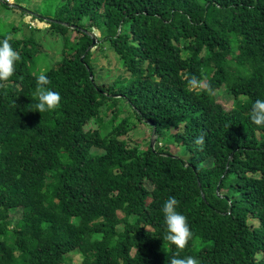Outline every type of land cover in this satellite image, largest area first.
I'll return each mask as SVG.
<instances>
[{"label": "trees", "instance_id": "trees-1", "mask_svg": "<svg viewBox=\"0 0 264 264\" xmlns=\"http://www.w3.org/2000/svg\"><path fill=\"white\" fill-rule=\"evenodd\" d=\"M34 14L62 39L41 68L40 29L0 17L20 54L0 81V264H62L73 251L82 264H264V126L249 118L264 99V0H43ZM97 50L129 74L100 82ZM41 71L61 99L39 113ZM138 121L154 146L128 137ZM169 196L195 245L163 239Z\"/></svg>", "mask_w": 264, "mask_h": 264}, {"label": "rangeland", "instance_id": "rangeland-1", "mask_svg": "<svg viewBox=\"0 0 264 264\" xmlns=\"http://www.w3.org/2000/svg\"><path fill=\"white\" fill-rule=\"evenodd\" d=\"M7 4H9V7L2 8L0 10V17L9 24H14L17 27L22 26L23 32L29 33V27L32 26L34 28L40 29V31H37V38L44 41V45L49 49L50 57H48L45 61H40L37 65L38 68L45 67V64L48 62L49 64L54 63L57 58H60V55L62 54V47L59 43L62 42L61 37L58 34H51L50 32H46L43 30L47 29L49 27V21L48 19L40 20L37 17H35L34 14V8H37L38 5L42 3L43 0H3ZM13 7V8H12ZM20 9V11H19ZM72 36L76 35L75 31L70 32ZM45 34V35H44ZM92 35H99L100 32L95 30V32L91 33ZM48 51V50H47ZM101 51H96L95 56V64H96V75L100 82H108L113 80L112 78L116 77L119 73H125L127 74L128 71L125 68H120L117 64L118 57L113 59V53L112 51H107L108 56L105 54H101ZM100 54V55H99ZM184 54H187V52H184ZM99 55V56H97ZM129 74V73H128ZM219 102L223 103L227 109L231 108L234 97L230 94V96L221 94L218 96ZM128 137L131 138L134 142V144H137L138 147L144 148L145 147V141L151 140L153 143V146L157 142V137L152 132L151 127L147 123L143 122H136L135 125L131 128V130L128 132ZM155 137V138H154ZM153 139L154 142H153ZM177 146V145H176ZM172 147V146H171ZM169 146V148L171 149ZM173 152H177L179 154H182L183 156H188L187 153L184 151V149H179V147L172 148ZM177 153V154H178ZM189 157V156H188ZM187 158V157H186ZM21 217L20 210L15 209V212L12 214V219L14 222H17V220ZM250 222L253 224H258L257 219H250ZM69 260L62 264H82V257L77 251H73L68 254Z\"/></svg>", "mask_w": 264, "mask_h": 264}, {"label": "clouds", "instance_id": "clouds-1", "mask_svg": "<svg viewBox=\"0 0 264 264\" xmlns=\"http://www.w3.org/2000/svg\"><path fill=\"white\" fill-rule=\"evenodd\" d=\"M20 60V54L15 50L7 38L0 39V81L7 80L14 74L15 64ZM50 81L44 71L36 75L35 96L37 102L34 110L45 112L55 109L60 102V93L46 87ZM191 83V81H190ZM250 120L257 126H264V99H256L250 109ZM203 137H199L196 143H202ZM179 201L174 196H169L162 204L166 232L163 239L175 245L178 249H183L191 241L196 244V238L185 214L178 210ZM168 264H200L197 257L188 255L183 258L171 256Z\"/></svg>", "mask_w": 264, "mask_h": 264}, {"label": "water", "instance_id": "water-1", "mask_svg": "<svg viewBox=\"0 0 264 264\" xmlns=\"http://www.w3.org/2000/svg\"><path fill=\"white\" fill-rule=\"evenodd\" d=\"M93 36V42L95 43V42H97V38H96V35H92ZM155 138V137H154ZM154 140L155 139H153V142H154ZM152 145H153V143H152Z\"/></svg>", "mask_w": 264, "mask_h": 264}]
</instances>
